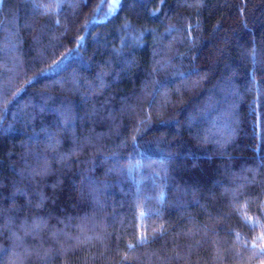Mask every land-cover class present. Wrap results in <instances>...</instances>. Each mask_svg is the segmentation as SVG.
Instances as JSON below:
<instances>
[{
	"label": "trees",
	"instance_id": "obj_1",
	"mask_svg": "<svg viewBox=\"0 0 264 264\" xmlns=\"http://www.w3.org/2000/svg\"><path fill=\"white\" fill-rule=\"evenodd\" d=\"M0 264H264V0H0Z\"/></svg>",
	"mask_w": 264,
	"mask_h": 264
},
{
	"label": "rangeland",
	"instance_id": "obj_2",
	"mask_svg": "<svg viewBox=\"0 0 264 264\" xmlns=\"http://www.w3.org/2000/svg\"><path fill=\"white\" fill-rule=\"evenodd\" d=\"M117 0H112V2H116Z\"/></svg>",
	"mask_w": 264,
	"mask_h": 264
},
{
	"label": "snow or ice",
	"instance_id": "obj_3",
	"mask_svg": "<svg viewBox=\"0 0 264 264\" xmlns=\"http://www.w3.org/2000/svg\"><path fill=\"white\" fill-rule=\"evenodd\" d=\"M143 239V238H142Z\"/></svg>",
	"mask_w": 264,
	"mask_h": 264
}]
</instances>
